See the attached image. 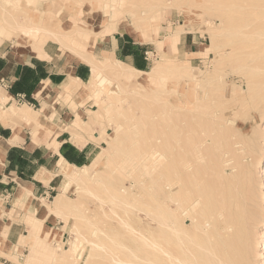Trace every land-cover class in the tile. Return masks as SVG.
Here are the masks:
<instances>
[{"label": "rangeland", "instance_id": "obj_1", "mask_svg": "<svg viewBox=\"0 0 264 264\" xmlns=\"http://www.w3.org/2000/svg\"><path fill=\"white\" fill-rule=\"evenodd\" d=\"M133 1L0 0V11L7 18L9 14L22 20L36 11L56 32L60 27L84 28L78 22L80 14L95 18L106 29L131 25L136 30L158 15L156 27H148L147 38L139 39L152 40L156 46L149 70L164 63L154 79L151 73L132 72L130 78L104 72L112 81L103 85L102 92L63 97L76 110L69 129L92 136L97 155L104 148L110 152L93 165L84 184H70L63 175L61 186L44 200L49 204L63 193L68 209L51 213L45 204L52 214L46 226L32 215L42 221L41 236L50 231L47 239L53 254L43 263L30 264H170V255L162 248L173 252L175 233L165 223H172L175 214L184 219L196 232V249L205 253L201 249L205 232L193 226L191 215L200 228L214 230L215 224L223 223L225 206L231 203L244 212L252 232L250 258L238 264H258L264 255L259 251L264 235V0ZM177 29H182L177 52L163 57L162 50L172 53L173 48L161 49L160 41ZM185 34L190 40L194 37L192 49L197 54L185 52L181 42ZM47 35L34 39L16 30L11 36L0 33V46L43 45L56 39ZM91 38L90 32L79 41L90 46ZM68 53L78 55L72 48ZM94 110L103 118L82 129ZM153 152L160 153L161 160H148ZM69 171L81 170L73 166ZM169 190L181 196L184 207L193 199L196 211L181 209L171 200L170 208L160 205ZM25 230L28 234L21 236L15 252L0 249V264H26L32 241L25 239L32 228ZM4 237L2 233L0 244ZM123 258L128 263L117 261Z\"/></svg>", "mask_w": 264, "mask_h": 264}, {"label": "crops", "instance_id": "obj_2", "mask_svg": "<svg viewBox=\"0 0 264 264\" xmlns=\"http://www.w3.org/2000/svg\"><path fill=\"white\" fill-rule=\"evenodd\" d=\"M80 15L79 24L93 35L90 45L95 59L109 57L138 71L149 70L156 52L152 40L139 39L125 27L124 31L107 30L95 18ZM189 37L188 34L181 36V42L185 52L192 53L195 40ZM67 49L52 38L41 47L37 44L0 46V92H5L4 99H0V113L13 109L26 115L16 139H13L14 128L0 115V230L6 232L0 249L7 254L15 252L21 245V236L28 234L25 230L29 228L28 215L32 213L47 225L52 214L44 200L62 184L61 164L82 167L97 155L98 144L89 134L80 131L85 143L73 141L74 134L69 128L76 120V110L63 98L66 95L63 89L72 79L90 80L92 63L79 60V54L70 57ZM74 94L81 98L78 93ZM26 117L32 118L27 124ZM34 120L59 126L61 132L55 137L47 133L35 139Z\"/></svg>", "mask_w": 264, "mask_h": 264}, {"label": "bare ground", "instance_id": "obj_3", "mask_svg": "<svg viewBox=\"0 0 264 264\" xmlns=\"http://www.w3.org/2000/svg\"><path fill=\"white\" fill-rule=\"evenodd\" d=\"M13 1L14 0H12V2ZM6 2H7V0H6ZM53 2L55 3V0H53ZM79 5L81 7L82 2H80ZM104 7H106V6H104ZM8 16L10 19L7 18V16L5 15V12L3 13L0 11V19H1L0 20V33L6 34L7 36H11L12 32H15V30H16V31H20L22 34H24L28 37H33L34 39H36V37H39V39H40L45 34H48L47 37L48 36L50 37V35H53L54 37H56L57 40H59L61 42L62 46H66V47L75 49L79 54V60H86V61H89L92 63L93 72H92V76H91L90 80L87 82H77L75 79H72V82L63 89L65 91V93L70 94V93L79 92L80 96L83 98L84 96L89 97V95H92L93 93H96V92H102V89H104L103 85L112 81L111 78L109 76H107L104 72H108V73L110 72L113 74L123 75L125 77H130V78H131L130 74L132 72L151 73V78L154 79L158 76V74H160L164 70V63L158 64L157 66H154L149 71H138V70L130 67L129 65H127L121 61L112 60L109 57L103 56V57H105L103 60L95 59V56H93L92 52H91V45L90 46H87V44L83 45V43H81L79 41V38L83 39L84 37L88 38L90 36V31H86L85 27L82 28L80 26L79 27L76 26V27H74V30H71V31L65 30V28L63 29L62 27H60L58 29V32H56L55 26H53V24H52V26H53L52 27L51 25L47 24V21L40 18L38 12H36V11L27 14L26 17H24V19H22V20H19L17 17H13L9 14H8ZM156 18H158V15H156V17H155V14L152 15V17H150L148 20H146L143 24H140V27L138 30L133 28L131 25H126L125 30L129 31L131 34H133L137 38H142V39L147 38V35H146L147 34V28L149 27V28L154 29L156 27V25H155ZM11 19L14 21H12ZM107 26H108L107 30H110V31L117 29V28L112 27L110 25H107ZM181 30L182 29H177V30L173 31L172 33H170L169 35L165 36L162 40L160 39L161 40L160 41L161 49H163V47L165 45H169L170 47L173 48L172 53H167L166 51L162 50V56L163 57H168L169 55H175L176 54V52L178 50L177 43H178L179 38H180ZM41 45L42 44L38 43V47H41ZM201 52H203V51H201ZM191 54H197V52H192ZM132 80L136 81L137 84L140 83L139 81L136 80V78H133ZM177 88L178 87H176V89ZM111 92L112 91H108L107 93H108V95H110V97H113ZM4 93H5L4 91L0 92V99L1 100L4 99V96H5ZM112 101L114 102L115 100H112ZM107 107H108V103H107ZM92 114L93 115H91V117H90V122L87 121V122L83 123L82 129L90 128V126H91L90 123H93L95 121H99V120H101V118H103L102 113L98 110H94L92 112ZM0 115H1V118L3 121L9 123L14 128V134L15 135H14L13 139L19 138V135H20L19 134V132H20L19 120H21V117L26 116V115H22L18 111H10L7 109L3 110L2 113H0ZM26 120H28L30 122V120H32V118L26 117ZM35 122H36V126L33 129V134H34L35 139H37L38 135H44L47 133H49V134L51 133V135H53L55 137L58 134V132H61V129H62V128H59V126H56L54 124H48L47 125V124H44L43 122H40V121H35ZM71 131L74 134L73 141L76 142V144L87 142L86 139L81 135V133H80L81 130L78 131L77 128H71ZM106 152H110V149L104 148V150L100 154H98L94 158L92 163L89 165H85L82 167H76L75 166V168H77L78 170H81L78 173L69 171V168L73 167V166H70L67 163H62L61 169H62L64 176L67 179L66 181L70 184H72V183H76V184H80V185L84 184V182L88 179V174L90 172V169L93 167V165L97 161H99L102 158L104 153L106 154ZM159 154H158V152H153L151 154V157H149V158L147 157V159L152 161V162H157V159L159 157H161L160 156L161 154L160 155ZM158 160H161V159H158ZM160 163H161V161H160ZM187 185H188V183H187ZM171 186L172 185L169 184V189H171ZM168 192H170V193H168ZM168 192H167L168 195H164V197H162L160 205H163V206L165 205L167 208H170V204L168 203V200H171V201H174L178 205V207L181 209L182 208L191 209L192 213H193V210L196 211V209H195L196 207L194 208V205H195L194 201H192L193 199L189 198L187 200L188 201L187 205L189 207H186V206L184 207L185 204H183L181 196L171 195V190H169ZM210 203H212V202H210ZM45 204L48 206L51 213L59 214L61 212H64V210L68 209L69 201L67 200L65 194L59 193L57 196H55L53 198L51 203L48 204L45 202ZM228 204L229 203H226L225 205H228ZM205 205H207V204H205ZM206 207H208V206H206ZM225 207H226V209L228 207V209H227V213L225 214L226 215L225 218L222 219L223 223L220 222V224H219V222H218L217 224H215L214 230L210 229V228H207L208 230H205L206 225L203 228H200V223L197 221L196 216L194 214L191 215V217L193 219V226H195V228H199L200 230L202 229L203 230L202 232H205V233H203L205 235V242L201 245V249H204L206 251L205 253L202 252L201 250L196 249V247L198 248L197 243L199 242L198 240H196V238H195L196 236L193 235L194 233L196 234V232L194 231V233H192L188 229L184 219H181L179 216H176V214H175L173 216L172 223H170V224H168V222L165 223V224L169 225V227L175 233L174 250L172 253H168L169 251L167 252V250H163V248L160 246L162 248L163 252L170 255L168 258V259H170V260H168V261H170V264H238V260H243V259H245V257H246V259L250 258L249 254L251 251V246H250L251 242H249V239H250V236L252 235V232L249 230V228L246 224V221L243 218L244 212L239 207H235L233 203H231L230 206H225ZM31 214L28 215L27 223L32 228V234L29 235V237L26 238L25 240L27 241V239H30L32 241V245H31L30 252L27 256V259H26V264L35 263V262L43 263L45 259H48V256L52 257V254H53V251H52L53 246L51 245V242L48 241V239H47L48 234H50V231L49 230L46 231V233H45L46 235L44 237L41 236L40 231L43 227L42 221L35 219ZM205 224H207L208 227H212V224H210L208 222H206ZM2 233H3V235L6 234V232H4L3 230H0V238H1ZM25 236H27V235H25ZM213 239H215V240L212 243ZM234 242H235V244H234ZM155 245H157V244H155ZM49 249L51 250L49 253L45 252L46 250H49ZM234 258H235V261H234ZM123 259H119L117 261L122 262V263L123 262L128 263L125 260V258H123ZM159 264H163L162 261L159 262Z\"/></svg>", "mask_w": 264, "mask_h": 264}, {"label": "snow or ice", "instance_id": "obj_4", "mask_svg": "<svg viewBox=\"0 0 264 264\" xmlns=\"http://www.w3.org/2000/svg\"><path fill=\"white\" fill-rule=\"evenodd\" d=\"M261 232L264 233V227L261 228ZM259 251L264 254V235L261 237V247ZM258 264H264V255H262V258L259 260Z\"/></svg>", "mask_w": 264, "mask_h": 264}]
</instances>
